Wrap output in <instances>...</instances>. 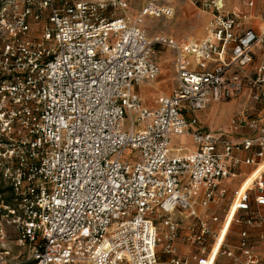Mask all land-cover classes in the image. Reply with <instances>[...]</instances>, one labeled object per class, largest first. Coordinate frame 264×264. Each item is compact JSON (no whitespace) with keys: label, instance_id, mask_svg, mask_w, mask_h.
Returning a JSON list of instances; mask_svg holds the SVG:
<instances>
[{"label":"built area","instance_id":"2783aa9c","mask_svg":"<svg viewBox=\"0 0 264 264\" xmlns=\"http://www.w3.org/2000/svg\"><path fill=\"white\" fill-rule=\"evenodd\" d=\"M14 1L0 6V173L16 204L0 211L29 247L27 263L159 264L163 245L173 264H184L175 256L180 225L172 216L180 210L197 220L198 240L213 238L199 264L219 253L236 264H264L247 229L237 254L225 242L230 220L217 230L198 212L228 195L238 151L256 146L245 162L264 159V126L253 118L259 135L234 140L197 116L242 96L264 103V30L245 27V15L228 11L226 0H186L211 15L206 36L190 42L149 36L147 17L175 15L155 0L134 19L119 14L129 0ZM162 48L175 55L178 82L151 109L135 87L157 80ZM244 121L241 112L232 124ZM184 135L195 151L171 148ZM127 149L137 152L133 163L123 160ZM231 208L248 228L264 227V173L234 192ZM8 254L0 252V264L11 263Z\"/></svg>","mask_w":264,"mask_h":264},{"label":"rangeland","instance_id":"374dc122","mask_svg":"<svg viewBox=\"0 0 264 264\" xmlns=\"http://www.w3.org/2000/svg\"><path fill=\"white\" fill-rule=\"evenodd\" d=\"M150 0H130V8L126 11H120L119 14L129 15L134 19L141 11L142 7ZM158 5H170L175 8V15L173 17L151 16L147 17L143 27L149 34L153 36L157 33L164 32L175 36L181 41H198L204 38L207 34V24L211 17L209 11L200 7L194 6L186 0H155ZM14 0H0V6L13 5ZM253 2V4H251ZM228 11H240L245 15L244 26L260 28L264 22V0H226ZM40 25H35L39 28ZM38 31V30H37ZM38 34V33H35ZM159 62L162 63L163 71L159 79L173 76L176 77V72L173 65V53L170 50L159 49ZM173 79V78H172ZM169 79L168 83L173 80ZM175 81V78H174ZM149 88L155 89L151 84ZM215 107L214 110H212ZM244 113L245 121L241 124H232V120L238 113ZM201 120L206 125L213 128H221L232 139H242L248 135L254 134L249 128L248 122L253 118H258L264 122V103H256L252 100L234 98L221 103H213L210 109H206L201 113ZM133 118L129 115L123 123V129L129 131L132 126ZM189 143L190 141H180V138H175L174 145ZM137 152L132 149H127L124 152L123 160L131 163L135 161ZM15 205L16 197L13 189L8 181L0 173V205ZM219 212V226L221 219L224 218L226 212ZM3 211H0V252L8 251L7 255L11 261L10 264H29L27 258L30 249L27 245L19 242V235L17 228L7 223L2 216ZM156 218V223L160 227L159 213L153 215ZM161 246V245H160ZM160 246L158 249H160ZM217 264H232L231 260L226 256H222Z\"/></svg>","mask_w":264,"mask_h":264},{"label":"crops","instance_id":"0c3cea01","mask_svg":"<svg viewBox=\"0 0 264 264\" xmlns=\"http://www.w3.org/2000/svg\"><path fill=\"white\" fill-rule=\"evenodd\" d=\"M129 2H130V0H129ZM248 28H252L255 31L261 32L262 30H264V22H263V25L258 29L253 28V27H248ZM188 42H190V41H188ZM162 49H163V51L164 50H170L167 48H162ZM172 59H173L174 70L176 72L175 63H174V61H175L174 53H173ZM160 65H161V74L159 75V77L162 75V71H163V67H162L161 62H160ZM159 77L153 83H145L141 86L135 87V92L140 96L143 105L148 107V108H151V109L156 106V101L159 98V96L171 94L173 92L174 88L176 87L177 82H178L177 81V73H176V77H173V76L171 77L168 75H167V77H164L161 79H159ZM174 78H175V81H174ZM169 79H172L173 82L168 83ZM149 84L153 85L155 87V89L149 88L148 87ZM239 98L251 100L246 96H242ZM211 105H210V107H211ZM210 107L208 109H210ZM214 109H215V107L212 110H214ZM202 111H205V110H202ZM202 111L197 112V116L200 119L201 125H203L207 129H211V130L219 131V132L221 131L229 139H232L230 134L225 132L223 129L213 128V127H210V126L206 125L205 123H203V121L201 120V114H200ZM259 121H260V124L262 126H264V122L261 120H259ZM249 122H248V126H249ZM239 124H241V123H239ZM249 128H250V126H249ZM251 130L253 131L254 134L248 135V137H245V138H256L259 135L258 131H254L253 129H251ZM175 138H180V141L184 140V141H190V142L186 143V144H181V142H179L180 145H174L173 141L175 140ZM242 139H244V138H242ZM180 147H182L184 149V152H187V153L193 152L197 149L196 143L193 141V139L189 135L173 137V139L171 141V148L172 149H179ZM256 150H257V147L255 146L251 150H240L235 154L236 157L240 160V163H239L238 167L236 168L237 176L232 178V179L226 180L224 183L225 186L228 188V195L226 196V198L223 199V201L220 204L212 205L211 208H209V209H204L202 207L198 208L199 214L201 216H204L205 218H207V220L210 222V224L217 230L221 229L227 223V221L230 220V225H229V228L227 231V236L225 237V242H226V245L229 246L232 250H235L237 252V254H240V251L238 250L237 247H238V244H239L240 239H241V234L245 229H247L249 231L250 243L253 245L254 249L257 252L264 253V227L258 226L255 228H248L246 225H244L243 223L238 221L239 216L242 213L240 212L234 216L235 210L233 208H231V210H230L231 201L233 199L234 192L236 190L240 189L241 187L247 188L249 186V184L251 183V181L259 173H264V170H263L264 168L262 167L264 164V159H260L256 164H247L245 162L246 159L254 156V153ZM255 194H256L255 192L251 193V205H252V207H256V203H255V199H254ZM221 211H225L226 214H225L224 218L221 219V224L219 226L218 222L217 223L213 222L212 217L218 216L219 212H221ZM162 216L163 215H161V213H159L158 218L160 219L159 221H160L161 226L160 227L158 225L157 226H158L161 233H165L167 228L165 227V225L163 223V217ZM172 216H173V219L176 220L180 225L178 239H177L176 244H175L176 245V255L175 256L178 257L181 261H183L184 264H199L198 263L199 258L206 257L212 251V247L214 246L213 238H206L205 239L206 243H203L200 240H198L197 238L201 232V228H200L197 220L194 219L193 217H191L188 213L177 210V211L172 213ZM233 217H234V219H233ZM158 254H159V264H173L172 259L174 256L166 253L164 251L163 245H161L160 249H158ZM222 256H226L227 258H229L231 260L232 264H236V261L232 257H230L224 253H219L215 257L212 264H217Z\"/></svg>","mask_w":264,"mask_h":264},{"label":"bare ground","instance_id":"6f19581e","mask_svg":"<svg viewBox=\"0 0 264 264\" xmlns=\"http://www.w3.org/2000/svg\"><path fill=\"white\" fill-rule=\"evenodd\" d=\"M263 168H264V164H263V166H262ZM264 170V169H263ZM252 180V179H251ZM250 180V181H251ZM220 241H219V238H218V240L216 241V244H215V247H214V252H216L217 251V248H218V244H220L219 243ZM216 254H217V252H216ZM214 259H215V257H214ZM209 264V263H208Z\"/></svg>","mask_w":264,"mask_h":264}]
</instances>
